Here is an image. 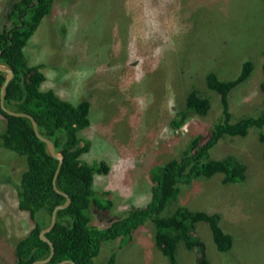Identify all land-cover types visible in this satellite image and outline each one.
<instances>
[{"label":"rangeland","instance_id":"rangeland-1","mask_svg":"<svg viewBox=\"0 0 264 264\" xmlns=\"http://www.w3.org/2000/svg\"><path fill=\"white\" fill-rule=\"evenodd\" d=\"M9 1L0 0V12ZM24 50L30 65L42 66V89L73 104L89 102L90 124L78 137L90 148L81 158L106 166V173L94 175L92 188L112 202L114 217L145 205L150 170L177 159L219 117L218 96L205 86L208 72L231 80L251 61V75L230 95V111L240 118L264 108V0H54ZM191 90L211 100L210 112L205 117L187 113L174 128L171 122L178 120ZM4 127L0 115V132ZM258 132L226 138L210 151L214 159L237 156L246 167L242 183L224 184L221 175L197 178L160 214L167 217L178 207L218 213L220 227L233 238L229 251L216 249L205 223L193 233L211 264H264V158ZM24 169V159L0 147V264L14 263L15 244L31 229L28 215L17 207L16 186ZM94 212L88 214L97 228L126 214L111 220ZM153 234L151 223H145L129 242H104L95 264H106L111 256L114 264H168ZM198 255L183 244L175 252L177 264H196Z\"/></svg>","mask_w":264,"mask_h":264},{"label":"trees","instance_id":"trees-1","mask_svg":"<svg viewBox=\"0 0 264 264\" xmlns=\"http://www.w3.org/2000/svg\"><path fill=\"white\" fill-rule=\"evenodd\" d=\"M31 2L33 7H28ZM53 2L10 0L6 8L3 4L0 12V64L10 67L13 72L6 87L4 106L12 112L31 116L39 134L50 140L57 152L63 153L56 188L70 198V204L57 212L54 227L45 235L53 246L49 264L66 261L95 264L104 242L116 239L129 242L145 223L153 226L155 246L168 264H177L175 252L179 244L190 252L199 251L196 264H211L204 254L203 243L193 233L198 224L205 223L216 249L221 253L229 251L233 238L220 227L218 213L178 207L167 217L160 214L176 199L181 187H188L197 178L210 180L221 175L224 184L244 181L246 167L237 156L211 157V149L222 140L244 138L252 130L259 131L258 140L263 145L264 158V108L255 115L240 118H234L230 111V95L249 78L253 63L244 62L239 74L227 81L220 80L214 72L206 74V89L218 96L219 117L205 134L195 135L177 159L150 170L152 187L145 205L132 206L125 211L124 217L105 228H97L90 224L91 209L111 220L125 212L114 217L112 202L92 188L94 175L106 173V166L102 162L88 164L81 158L90 148L89 141L78 137L79 131L90 124V104L84 99L73 104L60 98L52 89H42L45 81L42 66L30 65L24 50L39 24L50 14ZM20 20L22 27H19ZM261 71L264 77V61ZM4 80L5 73L0 72V86ZM261 88L264 92V79ZM210 109L211 100L197 90H191L184 99V110L178 112L179 118L173 120L171 126L181 127L187 113L205 117ZM0 115L5 119V127L0 132V147L25 161V169L16 186L17 207L28 215L31 223L28 234L15 244L13 264H32L49 256V246L40 239V232L49 224L53 209L65 201L64 196L53 188L58 161L37 138L28 118L10 116L1 108ZM107 263L114 264V257L111 256Z\"/></svg>","mask_w":264,"mask_h":264},{"label":"water","instance_id":"water-1","mask_svg":"<svg viewBox=\"0 0 264 264\" xmlns=\"http://www.w3.org/2000/svg\"><path fill=\"white\" fill-rule=\"evenodd\" d=\"M33 2L28 6V7H33ZM22 21L20 20V25L19 27H22ZM0 72L2 73H5V80H4V83L0 86V108L3 110V112H5L6 114L10 115V116H16V117H25V118H28L31 122V125H32V128H33V131L35 133V135L37 136V138L39 140H41L42 142L45 143L46 145V149L48 151V153L58 161V166H57V170L55 172V176L53 178V188L56 192H59L61 193L57 188H56V178H57V175L60 171V168H61V165H62V161H63V153L61 151L57 152L55 150V147L53 145V143L44 138L43 136H41L38 132V129H37V125H36V122L34 121V119L25 114V113H17V112H12L10 110H8L5 106H4V99H5V94H6V87L8 85V83L10 82V80L13 78V72L12 70L10 69V67L6 66V65H3V64H0ZM64 198H65V201L63 204L61 205H58L56 206L53 211H52V214H51V218L49 220V224L40 232V239L42 241H44L45 243L48 244L49 246V256L44 259V260H41V261H36L32 264H49L52 256H53V246L51 244V242L45 237V235L50 232L52 230V228L54 227L55 225V222H56V214L59 210H62V209H65L69 204H70V198L66 195V194H63L61 193ZM64 263H68V264H75L71 261H66V262H62L60 264H64Z\"/></svg>","mask_w":264,"mask_h":264},{"label":"flooded vegetation","instance_id":"flooded-vegetation-1","mask_svg":"<svg viewBox=\"0 0 264 264\" xmlns=\"http://www.w3.org/2000/svg\"><path fill=\"white\" fill-rule=\"evenodd\" d=\"M31 3H32V2H31ZM29 5H30V4H29ZM29 5H28V6H29Z\"/></svg>","mask_w":264,"mask_h":264}]
</instances>
